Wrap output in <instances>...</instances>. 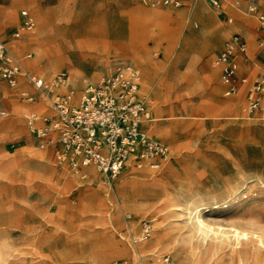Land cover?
Instances as JSON below:
<instances>
[{"label":"rangeland","instance_id":"1","mask_svg":"<svg viewBox=\"0 0 264 264\" xmlns=\"http://www.w3.org/2000/svg\"><path fill=\"white\" fill-rule=\"evenodd\" d=\"M194 1L173 7L140 0H0V38L24 71L15 86L0 78V249L6 259L0 264H105L120 258L150 264L157 253H169L177 264L193 262L196 250L204 256L216 240L186 222L187 208L200 202L209 203L203 217L215 226H264V96L256 116L244 117L245 85L223 95L220 71L212 65L237 32L250 46L239 73L264 75V49L254 51L258 22L227 5L229 21L205 0ZM23 8L34 13L36 26L15 37ZM146 8L169 10L174 22L148 19ZM214 21L228 31L217 39ZM126 62L139 67L140 92L154 117L150 130L170 143L172 153L158 169L129 166L108 183L94 164L74 172L51 145H40L27 116L35 113L43 121L53 110L28 74L39 73L52 87L66 72L67 85L59 82L55 90L72 88L79 95ZM159 85L168 100L164 108L157 104ZM28 90L36 92L35 100L25 97ZM160 113L174 116L156 120ZM160 123L173 125L175 134L161 132ZM16 141L21 144L12 146ZM145 218H155L151 234L134 242ZM156 224L173 243L132 253L131 246L153 236ZM260 234L249 233L250 246L259 237L264 241ZM221 245L215 255L223 254L225 264H241L229 255L230 245ZM251 263L246 256L244 264Z\"/></svg>","mask_w":264,"mask_h":264},{"label":"built area","instance_id":"2","mask_svg":"<svg viewBox=\"0 0 264 264\" xmlns=\"http://www.w3.org/2000/svg\"><path fill=\"white\" fill-rule=\"evenodd\" d=\"M152 6L180 7L190 0H140ZM210 6L221 9L228 3L257 20V46L264 49V0H205ZM224 14L229 21V14ZM22 21L14 31L20 37L36 26V19L28 9L21 10ZM249 57V44L245 36L233 33L212 59L220 70L224 95H232L246 86L244 117L252 118L261 106L264 96V75L250 78L239 74L240 59ZM23 64L0 38V78L15 86L23 74ZM29 82L36 92H42L51 103V112L43 116L31 113L28 125L37 135L40 145H51L59 162L67 163L74 172L94 164L111 183L129 167L160 168L171 157L172 148L163 138L152 134L147 122L154 119L148 102L140 92L141 72L135 64L126 62L115 65L99 82L84 87L79 95L72 88L56 91V85L67 79L66 72L58 74V82L49 86L39 73H29ZM36 92L26 91L25 97L36 99ZM5 113V111H2ZM43 115V114H42ZM18 145L13 142L12 146ZM247 194L244 193V196ZM155 218L141 220V231L134 242L149 237ZM105 264H133L129 258L115 259ZM150 264H177L169 253H157Z\"/></svg>","mask_w":264,"mask_h":264},{"label":"bare ground","instance_id":"3","mask_svg":"<svg viewBox=\"0 0 264 264\" xmlns=\"http://www.w3.org/2000/svg\"><path fill=\"white\" fill-rule=\"evenodd\" d=\"M200 2H203V0H195L194 5H196ZM218 11L220 12L221 9H218L217 12ZM145 17L148 19H156L159 22H163L166 20L168 22H174L173 21L174 18L170 14L169 10H158V9L146 8L145 9ZM226 32H228V31H226L224 29V27L220 23H218V21L213 22V35H214L215 39L219 38L222 34H224ZM40 48L41 47L38 46V48L36 49V56L29 61L32 66H34V64L37 60V54L39 53ZM143 64H145V63H143ZM210 72H211L212 77L214 78L213 72L212 71H210ZM146 76H148V75L146 74ZM149 82H150V79L148 78L147 79L148 85H149ZM64 84L65 83H62L61 85H64ZM65 85H67V84H65ZM0 90H2L5 93L4 87L0 86ZM161 91H162V86L159 85L157 88V91H156L157 92V104L159 107L164 108V107H167L166 102H168V100L162 95ZM230 102H231V105L233 106V108L238 109V100L231 98ZM173 116H174V114L160 113V115H158L156 120L172 118ZM234 116L239 117L240 115L237 114ZM238 117H236V118H238ZM158 126H159V130L168 136L171 134H175V130H174L175 128L171 124L160 123V125H158ZM263 182H264V180H263ZM235 194H236V192H235ZM191 200H190V202H191ZM196 202H198V200ZM202 205H205V206H202ZM203 208H206V210L209 209V203L207 204L206 202H200V203H196L193 207H191V206L188 207L187 208L188 219L186 222L190 223L189 225H191V227H192L191 229L196 230L198 232H201L210 238L216 239L215 240L216 242L215 241L210 242V244H211L210 248H208L209 250H207V253L204 256L201 253H199L198 250H196L195 251L196 254L193 257L194 261L193 262H189L188 260L182 261L184 264H225L224 263L225 258L223 257V254L220 257L215 255V250L216 249L218 250L217 247L218 246L222 247L221 244H225V243H227L231 247V252L229 253L231 258H232V256L237 255L236 258H238L239 263L244 264V258L247 256L249 258V260L252 261L251 264H264V241L262 238H260L262 235V234H260V232H264V226H260V225H259L260 227L259 226H255V227L251 226V231H248L246 229H242L240 226H233V225H231L230 227H227L223 224H218L215 226V225L211 224V222L210 223L207 222L206 219L203 217L204 216L202 213ZM241 217H243V216H241ZM254 223H256V222H254ZM259 224H261V223H259ZM158 226H159V224H156L154 234L149 240L140 243L138 246H135V247L131 246L130 250L132 251V253H136V250H140V251L144 252L145 250L152 249L154 247H166V245H168L169 243H171V244L173 243L171 240H174V239L171 238L172 237V235H170L171 233H168V231L166 232V230H164ZM231 230L233 232H231ZM249 233H252L253 236H256V237L260 236L259 241L257 240L258 241L257 244H253L252 246H250L251 244H249V240H248V239H250ZM112 251H118L117 245L115 243H113V250ZM6 256H7V254H6ZM5 260H6L5 255L1 253V249H0V262H3Z\"/></svg>","mask_w":264,"mask_h":264},{"label":"crops","instance_id":"4","mask_svg":"<svg viewBox=\"0 0 264 264\" xmlns=\"http://www.w3.org/2000/svg\"><path fill=\"white\" fill-rule=\"evenodd\" d=\"M206 2V1H205ZM207 3V2H206ZM227 5H230V4H228V3H224V5L222 6V8H221V11L220 12H225V13H227V14H229L226 10H225V7L227 6ZM23 9H25V8H23ZM26 9H28V8H26ZM33 15H34V13L30 10V9H28ZM219 11H218V13H220ZM21 13V12H20ZM22 16V15H21ZM34 17H35V19H36V16L34 15ZM251 17V16H250ZM253 18V17H252ZM255 19V18H254ZM256 20V19H255ZM22 21V20H21ZM257 21V20H256ZM21 23V22H20ZM195 24H196V22H195ZM20 25V24H19ZM258 25V24H257ZM19 27V26H18ZM256 31H257V29H256ZM256 38H257V32H256ZM255 38V39H256ZM247 39V38H246ZM248 41V40H247ZM249 44V43H248ZM249 50H250V46H249ZM261 50L262 49H259L258 48V46H257V39H256V42H255V44H254V51H255V54H260L261 53ZM243 58V57H242ZM242 58L240 59V62H241V60H242ZM213 65V64H212ZM220 71V70H219ZM239 74H246V73H244V72H241V73H239ZM208 78H209V80L210 81H213L214 80V78L212 77V75H211V72L210 73H208ZM220 78H221V76H220ZM20 81H21V78H20ZM221 86H222V90L224 91V85H223V83H222V80H221ZM241 87H242V85H241ZM19 88V87H18ZM244 93H245V99H246V86H245V91H244ZM223 95H224V93H223ZM219 103H222V102H219ZM244 107V106H243ZM264 108V107H263ZM256 115H254V117H255ZM254 117H252V118H254ZM154 120V119H153ZM152 120V121H153ZM152 121H150V122H147L146 123V125L148 126V129H149V131L151 132V130H150V123L152 122ZM152 134H154L153 132H151ZM155 135V134H154ZM157 136V135H156ZM159 137H161V136H159ZM161 138H163V137H161ZM164 139V138H163ZM165 141H167L166 139H164ZM16 142H18V146L21 144V141H16ZM168 142V141H167ZM169 143V142H168ZM170 144V143H169ZM171 146V145H170ZM128 168V167H127Z\"/></svg>","mask_w":264,"mask_h":264}]
</instances>
